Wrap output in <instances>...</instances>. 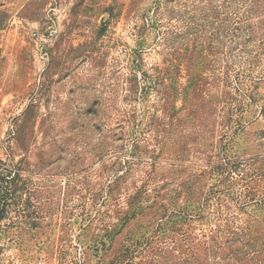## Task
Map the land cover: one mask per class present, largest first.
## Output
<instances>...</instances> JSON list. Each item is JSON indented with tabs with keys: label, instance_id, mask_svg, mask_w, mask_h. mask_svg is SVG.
<instances>
[{
	"label": "rangeland",
	"instance_id": "rangeland-1",
	"mask_svg": "<svg viewBox=\"0 0 264 264\" xmlns=\"http://www.w3.org/2000/svg\"><path fill=\"white\" fill-rule=\"evenodd\" d=\"M0 264H264V0H0Z\"/></svg>",
	"mask_w": 264,
	"mask_h": 264
},
{
	"label": "trees",
	"instance_id": "trees-1",
	"mask_svg": "<svg viewBox=\"0 0 264 264\" xmlns=\"http://www.w3.org/2000/svg\"><path fill=\"white\" fill-rule=\"evenodd\" d=\"M131 209H133L132 210V212H133V214H132V216L133 217H136V215L137 214H139L140 212H142V208L138 205V203H132L131 204ZM140 211V212H139ZM166 213V212H165ZM165 213H163V216L165 215Z\"/></svg>",
	"mask_w": 264,
	"mask_h": 264
}]
</instances>
